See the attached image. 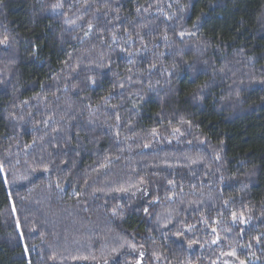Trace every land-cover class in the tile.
I'll list each match as a JSON object with an SVG mask.
<instances>
[{"label": "trees", "instance_id": "obj_1", "mask_svg": "<svg viewBox=\"0 0 264 264\" xmlns=\"http://www.w3.org/2000/svg\"><path fill=\"white\" fill-rule=\"evenodd\" d=\"M232 251L264 264V0H0V264Z\"/></svg>", "mask_w": 264, "mask_h": 264}, {"label": "rangeland", "instance_id": "obj_2", "mask_svg": "<svg viewBox=\"0 0 264 264\" xmlns=\"http://www.w3.org/2000/svg\"><path fill=\"white\" fill-rule=\"evenodd\" d=\"M235 253H236L235 251L230 252L229 253V257H225L224 258V260H223L224 263L223 264H238V263L235 262V258H236V254ZM135 264H144V263L142 262V259L139 258V260Z\"/></svg>", "mask_w": 264, "mask_h": 264}, {"label": "snow or ice", "instance_id": "obj_3", "mask_svg": "<svg viewBox=\"0 0 264 264\" xmlns=\"http://www.w3.org/2000/svg\"><path fill=\"white\" fill-rule=\"evenodd\" d=\"M61 5H55L54 7H60ZM181 35H183V33H181Z\"/></svg>", "mask_w": 264, "mask_h": 264}]
</instances>
